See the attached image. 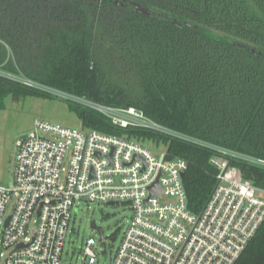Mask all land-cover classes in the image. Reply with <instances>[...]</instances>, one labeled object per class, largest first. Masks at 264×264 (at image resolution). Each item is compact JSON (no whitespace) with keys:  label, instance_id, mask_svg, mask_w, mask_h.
<instances>
[{"label":"trees","instance_id":"16d2710c","mask_svg":"<svg viewBox=\"0 0 264 264\" xmlns=\"http://www.w3.org/2000/svg\"><path fill=\"white\" fill-rule=\"evenodd\" d=\"M0 68L98 103L139 109L216 147L126 132L186 160L194 213L216 185L211 158L218 149L264 160V0H0ZM17 83L0 75V107L13 91L52 98ZM75 109L86 127L121 134L91 110ZM234 165L264 189L263 169ZM236 264H264V224Z\"/></svg>","mask_w":264,"mask_h":264},{"label":"built area","instance_id":"2783aa9c","mask_svg":"<svg viewBox=\"0 0 264 264\" xmlns=\"http://www.w3.org/2000/svg\"><path fill=\"white\" fill-rule=\"evenodd\" d=\"M24 84L41 91L45 87L30 79ZM48 89L101 116L121 134L83 123L68 128L42 118L34 121L30 134L17 146L13 179L0 184L4 264H65L72 217L81 204L132 210L116 251L109 247V253L108 237L103 232L101 239L95 224L98 238L84 243L85 264H97L102 258L109 264H236L264 224V189L230 177L231 162L239 160L264 170V160L218 149L211 158L216 185L202 211L194 213L184 185L186 160L172 157L165 146L156 148L128 138L126 132L216 147L185 136L139 109ZM156 183L160 195L151 190Z\"/></svg>","mask_w":264,"mask_h":264},{"label":"rangeland","instance_id":"374dc122","mask_svg":"<svg viewBox=\"0 0 264 264\" xmlns=\"http://www.w3.org/2000/svg\"><path fill=\"white\" fill-rule=\"evenodd\" d=\"M0 75L18 81L17 84L19 85L26 86L24 83L27 78L22 74L15 75L0 68ZM42 89L49 94L51 93L47 87ZM56 91L64 92L62 90ZM15 93L14 91L6 93L0 107L1 185L9 184L13 179L17 146L22 136L30 134L36 119L42 118L68 128H79L83 123L79 111L75 109V107L81 108V106L75 101L62 99L61 96H54L53 93L50 94L52 98L31 92H24L22 95H15ZM54 93L57 94V92ZM229 176L242 179V173L236 165L231 167ZM131 217L132 210L126 206L81 204L78 214L75 213L72 217L71 234L65 247V264H85L84 243L90 237L98 238L96 230L92 228L94 223L97 227H101L105 236L108 237L106 242L109 253V247H113V250L116 251ZM0 264H4L3 259H0ZM97 264L109 263L105 258H102Z\"/></svg>","mask_w":264,"mask_h":264},{"label":"water","instance_id":"95a60500","mask_svg":"<svg viewBox=\"0 0 264 264\" xmlns=\"http://www.w3.org/2000/svg\"><path fill=\"white\" fill-rule=\"evenodd\" d=\"M137 8H141V6L140 5H137ZM26 138H27V136L24 135V136L21 137V140H25ZM157 187H158V184L156 183L154 187H151V190H152V192L157 193V194L160 195V191L157 190ZM92 228L93 229L95 228V223L92 225ZM98 232H99V235H100L101 239H103V230H102L101 227L98 228Z\"/></svg>","mask_w":264,"mask_h":264}]
</instances>
